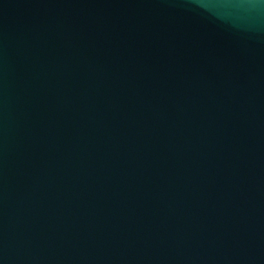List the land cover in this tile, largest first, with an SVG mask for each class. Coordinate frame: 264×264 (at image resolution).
<instances>
[{"label":"water","instance_id":"water-1","mask_svg":"<svg viewBox=\"0 0 264 264\" xmlns=\"http://www.w3.org/2000/svg\"><path fill=\"white\" fill-rule=\"evenodd\" d=\"M0 264H264V0H0Z\"/></svg>","mask_w":264,"mask_h":264}]
</instances>
